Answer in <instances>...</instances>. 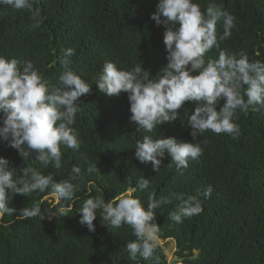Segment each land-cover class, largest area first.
<instances>
[{"label": "trees", "instance_id": "1", "mask_svg": "<svg viewBox=\"0 0 264 264\" xmlns=\"http://www.w3.org/2000/svg\"><path fill=\"white\" fill-rule=\"evenodd\" d=\"M159 0H38L34 5L44 18L33 29L31 14L0 6V56L9 60L31 61L49 85H55L63 71L59 63L62 49L75 50L70 69L91 85L80 98L82 111L72 126L78 134V150L61 148L62 167L43 168L38 162H24L17 150L0 144V157L11 162L23 176L26 166L36 167L55 181L70 179L73 165L81 168V177L73 180L80 190L73 200L57 203L49 191L16 196L9 204L19 211L39 206L38 216L17 220L16 214L0 219V264H152L137 257L130 259L126 244L135 240L132 229L107 228L103 220L94 221L96 231L89 232L79 221L86 199L100 196L105 202L135 188L141 177L150 180L147 190L134 193L147 208L148 193L158 200L172 192L185 198L211 185L210 198L202 199L203 211L181 223L169 219L178 205L154 210L160 226L159 238L177 244V257L186 264H264V110L238 113L234 122L240 133L233 139L225 134L206 132L203 155L189 160L188 167L177 170L165 154L160 171L151 162L135 158V143L145 135L153 139L174 137L194 143L187 126L188 116L198 106L186 102L174 124L157 127L153 133L130 123L127 94L108 96L99 91L96 80L105 62L131 70L136 64L151 71L153 77L167 65L163 26L150 19ZM206 10L212 0H195ZM235 18L231 36L221 42L229 54L244 51L249 61L264 62V0H215ZM217 34H222L221 22ZM212 49L206 57L218 58ZM198 73H194L196 75ZM223 105H218L217 110ZM97 171L88 173L89 165ZM61 204L71 208L64 217L47 219L48 212ZM159 264H171L166 249L157 245Z\"/></svg>", "mask_w": 264, "mask_h": 264}, {"label": "clouds", "instance_id": "2", "mask_svg": "<svg viewBox=\"0 0 264 264\" xmlns=\"http://www.w3.org/2000/svg\"><path fill=\"white\" fill-rule=\"evenodd\" d=\"M38 0H0V6L16 11H27L36 29L43 23L40 9L34 7ZM150 19L163 26L167 65L153 77L141 63L130 71L119 68L113 62H105L96 80L99 91L108 96L127 94L130 104V123L137 131L153 133L157 127L174 124L180 118V110L186 102H196L194 113L188 116L187 126L195 141L181 142L174 137L153 139L145 135L135 143V158L141 163L151 162L153 171L159 172L165 154L177 170L188 167L189 160L203 155L201 137L206 132L225 134L235 139L240 128L234 119L238 113L264 110V62L249 61L241 51L229 54L221 50V42L231 36L236 27L235 18L222 5L212 0L202 10L195 0H159ZM221 22L222 34H217ZM219 51L218 58L206 57L212 49ZM75 50L62 49L59 63L63 67L55 85H49L31 61H20L0 56V144L17 150L26 161L38 162L43 168L50 164L62 167L61 148L78 150L80 141L74 127L76 116L82 111L80 98L91 91V85L73 72L69 65ZM194 73H198L194 75ZM223 105L217 110L220 102ZM97 171L89 165L88 173ZM17 170L11 162L0 157V219L16 214L17 220H27L40 214L37 205L23 207L19 211L10 207L16 196H28L34 192L54 197L57 203L73 200L80 190L81 168L73 165L70 179L55 181L51 174L43 175L36 167L26 166L23 176L16 177ZM150 180L143 177L135 188L115 195L108 202L96 196L86 199L80 208L79 223L89 232H95L94 221L99 211L109 230L124 225L132 229L135 240L126 244L132 260L142 257L159 264L156 248L160 226L155 222L156 213L164 205L179 201L169 213V219L181 223L203 211L202 199L211 197V185L191 196L172 192L155 198L148 193L147 208L134 196L137 189L147 190ZM71 208L61 204L49 211L47 219L64 217Z\"/></svg>", "mask_w": 264, "mask_h": 264}, {"label": "rangeland", "instance_id": "3", "mask_svg": "<svg viewBox=\"0 0 264 264\" xmlns=\"http://www.w3.org/2000/svg\"><path fill=\"white\" fill-rule=\"evenodd\" d=\"M159 244L166 249V255L169 258V262L171 264H186L184 260H181L179 257H177V248L173 240H167L160 242Z\"/></svg>", "mask_w": 264, "mask_h": 264}, {"label": "water", "instance_id": "4", "mask_svg": "<svg viewBox=\"0 0 264 264\" xmlns=\"http://www.w3.org/2000/svg\"><path fill=\"white\" fill-rule=\"evenodd\" d=\"M160 242H164V241H163L162 239L159 238L158 245H160V244H159ZM175 244H176V242H175ZM162 247H163V246H162ZM176 248H177V244H176Z\"/></svg>", "mask_w": 264, "mask_h": 264}]
</instances>
